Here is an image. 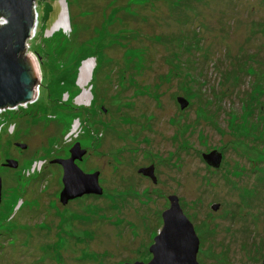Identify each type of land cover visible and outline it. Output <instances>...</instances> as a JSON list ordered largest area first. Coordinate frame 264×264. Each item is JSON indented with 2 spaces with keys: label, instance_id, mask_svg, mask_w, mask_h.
Segmentation results:
<instances>
[{
  "label": "rangeland",
  "instance_id": "rangeland-1",
  "mask_svg": "<svg viewBox=\"0 0 264 264\" xmlns=\"http://www.w3.org/2000/svg\"><path fill=\"white\" fill-rule=\"evenodd\" d=\"M36 14V99L0 115V264H148L171 196L200 264H264V0H37ZM77 143L103 193L64 205L56 161Z\"/></svg>",
  "mask_w": 264,
  "mask_h": 264
},
{
  "label": "water",
  "instance_id": "water-1",
  "mask_svg": "<svg viewBox=\"0 0 264 264\" xmlns=\"http://www.w3.org/2000/svg\"><path fill=\"white\" fill-rule=\"evenodd\" d=\"M36 2L37 0H0V15H5L7 19L0 27V109L36 99V92L32 87L36 78L35 63L25 57L26 45L36 31ZM178 102L182 109L189 105L183 98H179ZM18 145L27 149L26 145ZM70 154V159L56 161L64 172V191L60 201L66 205L70 200L84 195L101 196L103 188L99 186V173L85 174L76 165V161H82L87 155L80 143L76 144ZM204 159L216 168L222 161L217 152ZM6 167L18 169V162L8 160ZM150 177L155 181L153 171L150 172ZM1 199L0 177V204ZM170 207L163 213L164 227L150 249L153 259L148 264H200L197 261L200 241L196 229L184 214L177 196L170 197ZM217 208L218 206L215 210Z\"/></svg>",
  "mask_w": 264,
  "mask_h": 264
},
{
  "label": "bare ground",
  "instance_id": "bare-ground-1",
  "mask_svg": "<svg viewBox=\"0 0 264 264\" xmlns=\"http://www.w3.org/2000/svg\"><path fill=\"white\" fill-rule=\"evenodd\" d=\"M67 22V16H66V11H63V14H62V20H60L59 21V23H58V25H57V27H56V30H60V29H63L62 28V25H65V23ZM90 68V63L89 62H85L84 63V65H83V67H82V69H81V71H80V73L82 74L81 75V83H82V85L83 86H85L86 85V82H85V71L87 70V69H89ZM88 71H90V69L88 70ZM87 81V80H86ZM86 94H87V91H85L84 92V94H83V97H81V98H79L78 100H77V103L79 104V105H85L86 106V103H87V100H86Z\"/></svg>",
  "mask_w": 264,
  "mask_h": 264
},
{
  "label": "built area",
  "instance_id": "built-area-1",
  "mask_svg": "<svg viewBox=\"0 0 264 264\" xmlns=\"http://www.w3.org/2000/svg\"><path fill=\"white\" fill-rule=\"evenodd\" d=\"M32 103V101H29L28 103H21L19 105H16L14 107H5V109H0V115L5 114V112H15L17 113L20 111V109H27L28 105Z\"/></svg>",
  "mask_w": 264,
  "mask_h": 264
},
{
  "label": "trees",
  "instance_id": "trees-1",
  "mask_svg": "<svg viewBox=\"0 0 264 264\" xmlns=\"http://www.w3.org/2000/svg\"><path fill=\"white\" fill-rule=\"evenodd\" d=\"M42 85V83L40 84V86Z\"/></svg>",
  "mask_w": 264,
  "mask_h": 264
}]
</instances>
